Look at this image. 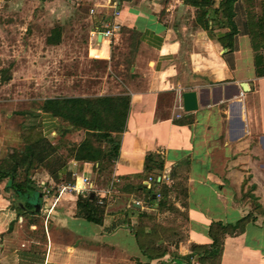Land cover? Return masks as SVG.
Here are the masks:
<instances>
[{"label":"crops","instance_id":"1","mask_svg":"<svg viewBox=\"0 0 264 264\" xmlns=\"http://www.w3.org/2000/svg\"><path fill=\"white\" fill-rule=\"evenodd\" d=\"M219 3L204 7L216 19L211 33L199 20V8L187 0H95L87 31L94 81L90 93L67 96H130L119 156L100 172L105 185L89 178L106 202L103 224L75 217L76 193L55 187L48 202L42 195L43 223L51 219L57 231L73 235L71 242H55L44 226L16 216L4 191L6 179L0 180V264H175L191 244L211 243L212 221L234 223L245 216L250 219L242 229L225 234L217 264H264V37L257 25L263 3L238 0L232 50L217 40L228 30L219 23ZM107 22L119 25L112 38L99 33ZM113 46L122 48L113 66L117 74L111 69ZM185 91L196 92V110H184ZM43 121L45 131L55 132V119ZM149 154L158 155L153 164L162 161V169L154 165L144 172ZM81 166L85 173H99L91 163L74 160L69 169ZM154 174L161 182L156 188L164 185L166 193L152 202L142 187L148 188L147 177ZM165 195L161 208L157 201ZM23 222L29 234L40 230L41 240L30 239L26 250L8 248L5 235L17 233ZM128 225L160 232L164 239L154 245H162L165 254L149 260ZM35 243L44 245L41 260L30 252Z\"/></svg>","mask_w":264,"mask_h":264},{"label":"trees","instance_id":"2","mask_svg":"<svg viewBox=\"0 0 264 264\" xmlns=\"http://www.w3.org/2000/svg\"><path fill=\"white\" fill-rule=\"evenodd\" d=\"M211 1L187 0L191 5L199 8L198 14L202 26L213 33L216 28V19L212 18V15L207 17V11L204 9L205 6L211 4ZM237 2L238 0H220L219 3V8L223 10V13L218 20L222 27H227L228 30L218 36L217 40L223 47L231 50L234 48V36L237 33L234 21ZM261 2L263 6L261 14L258 16L257 25L258 34L264 37V0ZM215 13L217 15L218 10ZM224 18L230 19L231 22L226 23ZM60 40V29L54 27L46 36L45 42L48 45H58ZM261 48L264 49V41L261 43ZM256 71L258 73V70ZM0 77L3 82L9 80L10 70L1 68ZM129 107L130 96L128 94L54 96L44 98L37 108L19 111V114L24 115L23 120L19 123L21 145L7 151L0 158V180L6 179L4 191L9 194L10 208L16 211V216L26 217L28 223L33 222L38 227H43V223L39 219L43 192L37 188L33 180V172L37 169L46 170L50 178L59 184L65 178L67 181L70 180L69 164L72 160L80 165L91 163L94 165V169L97 168L99 172L104 170L105 165L112 164L119 156L121 134L125 130ZM44 116L56 120L53 128L60 130L62 135L82 130V138L78 142H71L60 136L52 141L45 131ZM155 156L158 155L149 154L146 156L145 173L153 171L155 166L162 169V161L153 164ZM95 164L97 165L95 166ZM80 168L82 169V166ZM153 176L155 180L152 185L148 188L142 187L146 189L148 200L152 202L156 200L157 192L163 195L166 193L164 185L160 189L156 188V185H160L161 182L155 174ZM166 204V195L157 201V205L161 208ZM105 206V199L99 197L94 191L79 193L76 194L74 216L102 225ZM249 219L248 216H245L234 223L212 221L208 227L211 243L207 246L191 244L189 254L180 256L175 264H190L183 262L189 261L194 256L198 257L199 264H217L225 234H233L236 230L242 229ZM115 225H122V220L118 219ZM128 227L134 234L142 254L149 260L162 257L165 254L162 245H154L157 241L162 243L164 239L156 229L152 228L149 233H144L138 228V225H128ZM34 232L38 234L40 230ZM176 239L175 242H177ZM30 249L34 255L38 251L35 245H32ZM35 258L37 257L35 256ZM137 264L145 263L137 262Z\"/></svg>","mask_w":264,"mask_h":264},{"label":"rangeland","instance_id":"3","mask_svg":"<svg viewBox=\"0 0 264 264\" xmlns=\"http://www.w3.org/2000/svg\"><path fill=\"white\" fill-rule=\"evenodd\" d=\"M94 3L95 0H0V69L10 70L9 80L3 82L0 77V158L21 145L19 123L24 115L19 114V111L37 108L47 97L73 95L77 91L90 93L94 78L91 70L93 65L87 53V31L89 14H96L92 8ZM54 27L60 29L61 40L58 45H48L45 39ZM112 50L114 58L111 69L117 74L113 66L120 61V58L115 60V56L122 53V48L113 46ZM54 131H46L52 141L62 136L67 141L77 142L82 137L77 131L65 135L60 130ZM69 171L72 181L76 175L85 174L99 185H105L100 172L93 170L85 173L80 167ZM47 176L52 181L46 170L37 169L33 172V180L48 202L56 192L57 186L52 183L57 182H45ZM66 179L62 183H69L70 180ZM45 188L50 190L48 196H45ZM39 219L43 223V219ZM21 225L17 233L5 235L8 248L26 250L30 247V239L41 240V233L29 234L25 230V223ZM43 226L44 231L49 230L55 242L73 240L70 233L57 231L51 219L44 221ZM52 226L55 229L53 231L50 229ZM33 245L39 251L35 256L43 259L44 245Z\"/></svg>","mask_w":264,"mask_h":264},{"label":"built area","instance_id":"4","mask_svg":"<svg viewBox=\"0 0 264 264\" xmlns=\"http://www.w3.org/2000/svg\"><path fill=\"white\" fill-rule=\"evenodd\" d=\"M119 29V25L116 23H105L103 24L102 29L99 30V33L107 38H112ZM97 56V55H96ZM155 178L152 175H149L147 177V183H149L148 187H150L151 183L154 182ZM59 192L62 191H72L75 192L76 194L79 193H88L89 191H95L93 188V185L89 179V177L85 175H76L75 179L72 182L69 183H62L57 186ZM50 190L45 188V196H48ZM161 197V194L159 192L156 193V198L159 199ZM54 203L52 204V206Z\"/></svg>","mask_w":264,"mask_h":264},{"label":"water","instance_id":"5","mask_svg":"<svg viewBox=\"0 0 264 264\" xmlns=\"http://www.w3.org/2000/svg\"><path fill=\"white\" fill-rule=\"evenodd\" d=\"M244 87L243 84H241ZM245 89V88H244ZM182 103L185 111H194L198 108L197 94L195 91H185L182 94Z\"/></svg>","mask_w":264,"mask_h":264}]
</instances>
